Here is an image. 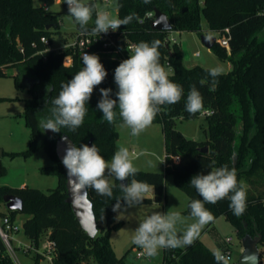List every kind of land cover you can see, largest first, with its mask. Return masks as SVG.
<instances>
[{"label": "trees", "instance_id": "16d2710c", "mask_svg": "<svg viewBox=\"0 0 264 264\" xmlns=\"http://www.w3.org/2000/svg\"><path fill=\"white\" fill-rule=\"evenodd\" d=\"M64 4L68 11L66 2ZM117 8L118 18L133 12L138 17L117 30L120 45L126 47L128 42L151 43L159 40L161 64L171 69L170 79L184 89L181 101L161 106L160 113L153 121L161 123L163 127L164 171L139 169L134 177H129V183L131 179H136L154 186V197L144 196L142 204L163 202L166 179L172 175L177 186L188 195V203L183 212L190 216V202L202 199L190 185L191 178L196 174H208L212 167L218 168L225 164L229 168L235 167L238 181L243 184L242 179L245 178L247 183L243 184L247 193L245 213L239 217L233 215L228 199L214 205L206 204L205 207L215 219L224 215L230 220L241 239L248 233L253 236L262 234L260 264H264V36L257 35L264 28V0H151L147 4L143 0H118ZM156 9L168 15L172 30L201 32L202 18L205 17L209 26L208 35L215 32L227 35L229 47L219 41L212 47L220 57L228 58L232 65L229 71L216 78L218 84L215 91L209 90L210 68L186 65L179 44H170L171 30H155L151 27ZM94 21L95 12L88 25L89 31L83 33L91 32ZM81 32L77 24L75 35ZM55 33L66 42L70 41L68 34L61 31L55 12L45 10L43 5H35L33 0H0V75H6L8 67H16L14 77L17 87L28 86L31 93L26 99L25 116L31 133L30 146L25 152L44 147L54 163L43 167V170L55 172L59 177L58 185L50 192L32 186L0 185V202H5L4 195L7 193L20 196L24 202L23 209H9L8 212L0 211V214H8L15 221L19 212L28 213L23 223L25 235L37 247L47 238L54 240L58 252L55 264H127L125 256H118L110 242L112 230L122 225L121 221L114 222L113 211L117 200L123 195L119 188L120 181L112 183L114 187L111 198L98 195L88 187L99 227L98 234L92 237L81 226L71 204L66 201L67 172L56 150L57 138L67 133L77 147L88 145L92 139L100 154L111 161L119 138L117 124L122 119L117 107L116 121L109 124L102 119L103 112L97 108V104L101 99V88H111V98L117 99L118 87L114 81V72L122 61L114 53L105 51L101 44L95 46V49H99L98 56L108 75L94 89L86 105L88 111L83 124L75 131L61 128L60 132L51 135L48 130L42 131L38 123L41 119L51 117V100L58 96L62 84L71 80L83 67L78 54H75L73 64L64 63V56L71 53L72 48L63 51L50 48ZM44 36L49 39V43L42 39ZM202 79L206 81L203 86L200 84ZM191 85H195L201 92L204 111H211L206 115L209 126L208 137L204 141L188 138L175 125L178 117L192 118L200 114L189 115L185 111ZM48 86L50 91H47ZM236 103L239 113L232 108ZM240 121L243 129L238 133ZM205 145L209 147L207 152L200 150ZM120 203L126 204L123 200ZM101 220L106 224H102ZM212 253V249L197 238L191 246L165 249L163 264H216ZM32 254V264H44L40 253L32 251ZM0 264H15L1 235Z\"/></svg>", "mask_w": 264, "mask_h": 264}, {"label": "clouds", "instance_id": "9594fccd", "mask_svg": "<svg viewBox=\"0 0 264 264\" xmlns=\"http://www.w3.org/2000/svg\"><path fill=\"white\" fill-rule=\"evenodd\" d=\"M68 7V17L79 25L82 32H88V25L95 12L94 27L91 34L100 36L101 33L115 32L121 26H127L134 19L136 13H131L124 18L112 16L107 5L100 3H85L84 0H63ZM151 0H143L150 3ZM160 41L151 43L141 41L134 44L128 51V59L123 60L115 69L114 81L118 87L117 99L111 98V88H101V99L97 108L103 112V120L114 124L117 117L115 109L118 107L122 123L121 128L131 130L132 136H139L150 127L161 111V106L174 105L184 96L183 87L170 79V68H165L161 62L159 52ZM83 67L71 80L62 84L58 96L51 100V117L41 119L38 127L42 131L51 130L60 132L61 128L75 131L84 121L87 114L88 102L94 89L103 83L108 73L96 54L84 52L82 55ZM211 77L210 91H215L218 80L224 73L222 66L208 69ZM205 80H201L203 86ZM47 91H50L49 86ZM185 111L195 115L204 111L203 96L195 85L190 86L186 97ZM62 163L68 171V176L78 187H91L98 195H113L114 185L110 177L120 181L119 188L122 197L117 200L113 211L121 208L123 200L128 207L142 204L149 184L136 179L130 183H123L134 177L139 169L130 158L128 148L118 146L117 151L107 161L99 152L96 144L89 147L87 144L79 147L73 145L63 157ZM162 163V162H161ZM190 185L195 188L199 197L190 202V218L193 223L183 232L177 229L178 224H183L187 217L178 211L169 210L167 213L154 212L145 217L134 230L132 243L143 250L148 257H155L161 249H176L191 246L199 237L201 230L215 217L206 204H217L228 199L229 209L233 215L239 217L247 209V193L244 185L237 179L235 167L229 168L227 164L221 167H212L208 174H196L190 180ZM154 188V186H152ZM216 264H230V256L221 249L213 250Z\"/></svg>", "mask_w": 264, "mask_h": 264}, {"label": "rangeland", "instance_id": "374dc122", "mask_svg": "<svg viewBox=\"0 0 264 264\" xmlns=\"http://www.w3.org/2000/svg\"><path fill=\"white\" fill-rule=\"evenodd\" d=\"M37 6L48 4L50 11L55 12L60 22V29L64 34H68V40L75 37L77 24L73 19L68 17V11L63 0H33ZM85 3H100L102 6L107 5L108 11L114 17H118V0H84ZM208 22L205 17L202 18V31H178L171 30L170 40L171 46L177 42L181 48L183 61L188 66L202 65L208 68L222 66L224 72L231 69V61L228 58H222L212 48H208L202 41V34L208 33ZM218 39L223 37L222 34L215 32L213 34ZM259 37L264 36V28L258 31ZM115 38L118 40L117 36ZM66 43L58 33L53 35L52 47L56 48ZM199 52V55L197 53ZM17 73L16 67H8L6 75H0V185H8L13 187L32 186L50 192L59 183L58 174L55 172H47L43 170L54 160L48 151L42 147L32 152H25L30 146L31 129L27 124L25 111L26 99L31 96L29 87L18 88L14 74ZM35 80L33 79V82ZM101 97V93L99 92ZM236 113H239L238 104L233 107ZM122 123V122H121ZM117 124L119 138L116 142V150L118 146L128 148L130 158L134 165L142 170L164 171L165 169V140L163 127L161 123H152L139 136H132L131 130L121 128ZM176 127L181 130L188 138L198 141H204L208 137V120L206 115L201 112L198 116L192 118L178 117L176 119ZM243 123L237 126L238 133H241ZM239 141V140H238ZM237 141V142H238ZM134 151V152H133ZM110 162V161H109ZM162 162V163H161ZM114 177H110L111 183H114ZM244 185H247L245 178L242 179ZM166 195L163 202L153 201L144 203L135 207H128L126 204L115 211L114 222H122L119 228L112 230L110 242L114 247L118 256H125L127 264H163L165 249H161L155 257L147 255L139 258L137 249H141L132 243L134 230L139 223L148 215L154 212L167 213L169 210L178 211L182 216L187 217L183 224H178L177 229L183 232L188 225L194 222L190 216L186 215L183 210L187 206L188 195L180 189L172 175H168L166 179ZM146 197H154V188L149 187ZM9 210L5 206V202H0V211ZM29 214L19 212L15 219L16 230L12 231V245L14 252L8 247V251L13 257L15 264L18 261L21 264H32L34 256L32 251L26 252L23 247L29 245L31 240L25 235L23 223ZM3 216L0 214V221ZM106 224L105 221H100ZM232 237L231 243V260L234 264L238 259L242 250L241 237L238 236L233 223L224 215L219 216L210 226L206 225L199 235V238L209 246L212 251L221 249L223 251L228 237ZM261 246V243H260ZM184 248V247H183Z\"/></svg>", "mask_w": 264, "mask_h": 264}, {"label": "water", "instance_id": "95a60500", "mask_svg": "<svg viewBox=\"0 0 264 264\" xmlns=\"http://www.w3.org/2000/svg\"><path fill=\"white\" fill-rule=\"evenodd\" d=\"M50 27V26H48ZM151 27L155 30H172L173 25L170 22L168 15L159 10H155V18L151 21ZM203 43L208 47L212 48L214 44L218 41V38L214 35L202 34L201 36ZM49 130V134H53ZM75 144L74 140L67 133H63L57 138L56 150L58 157L62 163L63 157L66 154V151ZM93 145V140L90 139L88 146ZM201 151L207 152L209 150L208 145L200 147ZM1 153V151H0ZM237 157L235 156V161ZM63 167L67 172V192L68 196L66 201L69 202L79 220L81 226L87 232L88 235L94 237L99 232L98 221L94 211L93 202L89 197L88 187H78L71 177L68 176V171L64 164ZM121 183V182H120ZM123 183H129V180L123 181ZM4 201L6 206L10 210H21L23 209L24 202L23 199L16 195L7 193L4 195ZM263 239L262 234L253 236L251 234H246L242 237V250L241 253L234 264H260L261 261V248L260 243Z\"/></svg>", "mask_w": 264, "mask_h": 264}, {"label": "built area", "instance_id": "2783aa9c", "mask_svg": "<svg viewBox=\"0 0 264 264\" xmlns=\"http://www.w3.org/2000/svg\"><path fill=\"white\" fill-rule=\"evenodd\" d=\"M106 2H110V0H106ZM45 10H50V6L48 4L43 6ZM226 31H229V28H226ZM117 33V30L115 32L109 30L108 33H101L100 36L93 35L91 32L89 33H77L75 37L66 42L65 44L53 48L50 45V48L56 51H63L66 48H72V52L69 54H66L64 56V63L66 65H71L74 62L75 54H78L81 58L84 52L88 54H96L98 55L99 49H95V46L98 44H101L102 48L105 49V51L112 52L116 55V57L123 61L125 59H128V56L131 54L128 50L131 49V47L136 44L134 42H128L126 47H122L120 43L115 38ZM42 39L49 43V39L44 36ZM218 41L229 47V39L227 35H223L221 39H218ZM199 55V52L197 53ZM167 66L169 67V62H167ZM210 110L203 111V114L207 115L210 114ZM134 152V151H133ZM17 227L15 226V221H12L11 217L7 214L3 216L2 222L0 221V235L2 239L4 240L7 247L14 252V246L12 245L13 236L11 234L12 231L16 230ZM226 242L228 244V247L223 249V252L230 256L231 260V243H232V237H228L226 239ZM23 249L27 251H35L40 253L43 256V262L44 264H55V258L58 255L57 248H56V242L54 240L45 239L40 247L35 246L32 242L29 245H25ZM137 256L139 258L146 256V254H143L142 249H137ZM18 264H21L18 261Z\"/></svg>", "mask_w": 264, "mask_h": 264}, {"label": "crops", "instance_id": "0c3cea01", "mask_svg": "<svg viewBox=\"0 0 264 264\" xmlns=\"http://www.w3.org/2000/svg\"><path fill=\"white\" fill-rule=\"evenodd\" d=\"M164 140H165V139H164ZM116 151H117V150H116ZM153 171H154V170H153ZM114 180H116V179H114ZM187 203H188V202H187ZM216 219H217V218H216ZM216 219H215V220H216ZM215 220H214V221H215ZM212 223H213V222L209 223V226H210ZM230 237H231V236H230ZM198 238H199V237H198ZM232 240H233V238H232ZM226 247H228V244H226V246H225L224 248H226Z\"/></svg>", "mask_w": 264, "mask_h": 264}, {"label": "flooded vegetation", "instance_id": "af4514ba", "mask_svg": "<svg viewBox=\"0 0 264 264\" xmlns=\"http://www.w3.org/2000/svg\"><path fill=\"white\" fill-rule=\"evenodd\" d=\"M49 131V130H48Z\"/></svg>", "mask_w": 264, "mask_h": 264}]
</instances>
